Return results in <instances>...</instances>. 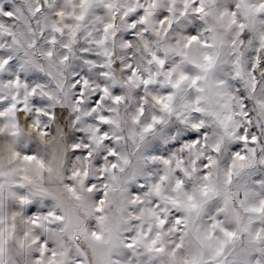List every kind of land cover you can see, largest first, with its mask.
<instances>
[{
	"label": "clouds",
	"instance_id": "1",
	"mask_svg": "<svg viewBox=\"0 0 264 264\" xmlns=\"http://www.w3.org/2000/svg\"><path fill=\"white\" fill-rule=\"evenodd\" d=\"M105 2L111 3L112 8L97 4L83 8L81 0H0V4L20 7L25 13L10 24V31L17 43L13 44L12 39L7 37L0 39V55L13 58L15 63L10 66L12 68L30 61V70L24 76L29 89L37 87L36 96L28 99L27 110L18 114L20 128L26 135L17 142L16 150L21 157L32 154L45 164V168L40 170L34 162L29 165L22 159L12 160L7 149L11 138L6 133L0 134V166L5 171L15 169L11 181V191L15 196L8 194L6 185L3 209L0 210V216L4 218L2 230L5 234L6 260L16 248V241L7 238L13 225L18 238H23L25 232L31 238L34 230L29 221L37 215L55 212L64 215L67 224L78 223L89 234V238L93 231L101 234V241H92L95 253L84 237H80L85 264H102L110 260L119 261L120 264H127L129 260L132 264H147L149 258L143 248H110L105 243L108 231L104 229L116 235V227L121 219L120 209H124V216L137 212L138 207L132 205L131 200L139 195L147 201V185L150 180L158 181L161 175L168 177L161 182V194L168 198L184 199L187 194L201 199L200 189L205 184L219 193L211 195L198 218L188 220L184 251L199 247L197 230L203 234L205 230L211 229L216 210L224 206L226 192L232 194L229 210L239 209L240 215L245 216L240 208L243 195L239 199L235 198V193L244 183V177H238L233 171L231 184H228L232 149L238 141L226 135L221 121L228 123L226 118L233 116L237 124L249 128V135L253 134L251 129L255 128V134L264 142V120H258L257 108L258 102H264V69L256 63L257 57L264 61V24L253 26L245 20L244 32L237 36L236 31L229 27V22L233 11L238 14L241 11L234 7L238 0H206V15L193 14L189 6L188 15L183 17L180 13L184 10V0ZM153 2L156 7L149 8L152 15L146 24H140L138 16L130 23V16L135 13L125 15L129 9L140 11L141 5L148 7ZM37 5L42 11L33 15L30 9H35ZM169 9L172 11L169 12ZM61 11L64 16H57L56 13ZM81 12L84 13V19L76 20L75 16ZM109 23L114 26L105 33L104 26ZM131 24H135L134 29ZM53 26L61 27L63 32L52 31ZM191 35L207 41L210 47L204 48L194 43L184 49L183 45ZM52 38L55 43H51ZM182 52L187 54L189 61H184L180 54ZM153 53L165 61L163 66L152 60ZM204 54L213 58L212 67L206 72L197 67V64L205 63ZM237 63L242 73L240 77L236 76ZM250 65L255 70L254 92L246 83L252 76ZM177 66L178 71L173 72L172 79L180 72L190 78L201 76L202 79L195 86L191 85L189 79L179 89L171 88L167 83V73ZM133 71L136 76H132ZM85 79L89 87L83 89V96L80 97L73 84L82 85ZM143 80H150L151 83L145 85ZM58 84L63 85V90L57 87ZM104 88L108 89L107 95L103 93ZM44 92L49 93L51 98L43 95ZM169 95L172 96L171 101L167 99ZM114 96H120L121 100L114 102ZM32 100L39 103L33 105ZM158 100L169 103L172 111L163 110ZM241 102L246 104L244 110L249 114L251 125H244L243 117L238 115ZM36 108L41 113H52L55 118L37 115ZM196 108L201 111H195ZM65 112L67 115L61 121L60 116ZM30 115L32 120L26 124ZM101 115L113 123L105 125L98 119ZM37 119L41 126L48 125V135L43 139L31 127ZM201 121L204 125L202 131L192 127V124ZM149 124L153 127L145 131ZM89 129H103L97 135H106L108 139L99 146L94 141L89 142ZM203 131H207V138ZM192 136L199 139L196 151L212 157L215 163L211 167L205 169L206 161L200 159L195 163L196 171L190 176L182 173L177 176L166 169L159 159L153 160L159 157H182L184 166L191 169L193 155L187 150L181 152L180 146L192 143ZM218 142L220 151L214 152L213 146ZM236 150L244 152L243 147ZM110 151H115L116 155L110 156ZM262 155L257 148V156ZM125 160L128 163H124ZM113 163L117 165L116 169L104 171L105 168H111ZM77 170H87V178H73ZM255 172L253 180L264 181V166H259ZM205 173L209 175L207 181L203 179ZM25 176L28 179H24ZM177 178L183 181V187L179 190L175 188ZM81 179H84L83 184ZM249 184L259 190L252 180ZM141 185L146 187L142 189ZM89 186H92V191H88ZM21 196L28 203L21 205ZM77 196L79 199H76ZM101 199L105 200V210L104 213H97L95 209ZM256 202L255 197L250 198V203ZM160 204L161 208L165 206L163 201ZM101 215L105 217L103 229L97 220ZM177 215L186 217L187 214L182 209H172L170 225ZM217 219L229 230H236L231 211ZM261 226L264 223L258 220L255 227L259 229ZM127 228L132 231L123 230ZM136 228L135 221L123 225L120 239L126 240L135 235ZM216 235L220 237L222 234L217 231ZM176 237L175 232L165 230V247H170L169 240H175ZM133 251L136 255H133ZM180 254L181 250H177V256ZM226 256L229 264H241L245 260L251 261V264H255L256 260L264 262V255L257 253L253 257L250 253L246 235L236 242L234 249L228 250ZM15 259L16 264H31L32 261L31 256ZM76 259L79 264L81 258ZM154 264H159V261Z\"/></svg>",
	"mask_w": 264,
	"mask_h": 264
},
{
	"label": "snow or ice",
	"instance_id": "2",
	"mask_svg": "<svg viewBox=\"0 0 264 264\" xmlns=\"http://www.w3.org/2000/svg\"><path fill=\"white\" fill-rule=\"evenodd\" d=\"M206 0H184V10L181 11L180 16H187L189 6H191V11L195 15H206L205 4ZM93 4L102 5L105 8L111 9L112 4L106 3L105 0H81V6L86 8ZM156 4L153 2L148 7L141 5L140 11L136 9H129L125 15L129 13H135L130 16L131 21H135L137 16L139 17L140 24H146L148 17L152 15V12L149 11V8H155ZM235 8L240 9L238 14L236 11L232 12V19L229 22V27L236 31V35L240 36L246 27L245 20L253 26L257 24H264V0H238ZM33 15L42 11V8L37 5L35 9H30ZM172 9H169L171 12ZM25 15L24 9L20 7L12 8L7 4H0V39L5 37L11 38L12 43L16 44L17 42L13 38V33L10 31L11 21L18 19ZM57 16L63 17L64 13L58 12ZM163 15L167 16L168 13ZM76 20H83L84 13L81 12L80 15L75 16ZM30 26V25H29ZM113 24L109 23L104 26V31L107 33L109 29L113 28ZM170 26V24H169ZM131 27L134 29L135 24H131ZM52 31L56 33H62L63 29L59 26H53ZM43 34V33H41ZM75 34V33H74ZM51 43H55V39H51ZM194 43L201 44L202 47H210L207 41H201L196 35H191L186 43L183 45L184 49H188ZM51 55V53H48ZM184 61H189V57L186 53H180ZM67 59V57H65ZM152 60L155 63L163 66L165 61L157 57L153 53ZM203 60L205 63L197 64V67L203 69L205 72L212 67L213 58L208 54H204ZM196 63L195 61H190ZM15 61L11 56H2L0 55V134L6 133L10 138L11 142L8 144L7 149L12 160H21L29 165L35 163V166L43 170L45 164L42 160L38 159L35 155L24 154L21 157L19 151L16 150L17 142L26 135V133L20 128L18 114L23 110H27V104L29 97L36 96L37 87L33 86L29 89L28 80L25 78L24 73L29 69L30 61H26L18 65L16 68L10 67L14 64ZM256 63L261 69H264V61H261L257 57ZM178 67L174 68L171 72L167 73L168 80L167 83L173 89H179L180 85L191 79V85L195 86L197 81L202 79L201 76H196L190 78L185 75L183 72L175 78L172 79L173 72L178 71ZM252 68V76L249 80L246 81L247 84L251 86L252 91H255L256 80H255V70ZM236 76L240 77L242 75L239 70V64L237 63ZM132 76H136L135 71L132 72ZM79 77H77V80ZM137 79H141L137 77ZM145 85L151 83L150 80L142 81ZM76 91L80 94V97L83 96V89L89 87V82L87 79L83 81V84L74 83ZM57 87L63 90V85H57ZM202 91V89H201ZM103 93L108 94V89L104 88ZM43 95L49 96L50 94L44 92ZM243 97V93H241ZM51 98V97H50ZM96 99H101L96 97ZM168 101L172 100V96L167 97ZM121 100L120 96H114L113 101L118 103ZM158 103L162 104L163 110L171 112L172 108L169 103H165L163 100H158ZM33 105H37L39 101L32 100ZM241 111L238 113L243 117L244 125H251L252 121L248 118L249 114L244 110L246 104L240 103ZM258 120H264V102H258ZM78 111V109H74ZM37 115L43 114L48 119H54L55 117L50 112L41 113L39 108L35 109ZM142 111V110H141ZM195 111H201L200 108H196ZM64 115H67L65 112L60 116L61 121L63 120ZM77 120L80 119L79 116L76 117ZM98 119L105 125L113 123V121L106 118L105 115H101ZM228 123L221 121V124L224 127L225 133L229 138L237 140L238 143L232 149V164L228 172V184H231V176L233 171H235L238 177H244V183L238 188L235 193V198L239 199L241 194L244 199L240 200V208L243 209L245 216L240 215L239 209L233 208L229 210L228 204L232 199V194H224V206L216 210V217H213V223L211 224L210 230H205L203 234L199 233L197 230V239L199 240V247L196 249H191L184 251V239L188 235L186 229L189 227L188 220L190 218H198L200 213L203 211L207 200L211 198V195H219L218 192L210 187L208 184H205L200 189L201 199H197L193 195H187L184 199L180 198H168L161 194V182L166 180L168 177L161 175L158 181L150 180L147 185L148 191L145 192V196L148 197L147 201L140 197L139 195L135 196L131 200V204L138 207V211L134 213H129L127 216L123 215L124 209L121 208V219L120 223L116 227V235L112 234V231L109 229H104L108 231V239L105 241L106 244L110 245V248H117L123 246L129 250H134L138 247L143 248L144 254L148 256L147 264H154V262L159 261V264H229V258L226 256L228 250L234 249L235 244L238 240H242L246 235L248 237V250L255 257L257 253L264 255V226H261L259 229L255 227L257 221L264 223V181L253 180V177L256 175L255 169L259 166H264V155L257 156V148H259L260 153L264 154V142L261 141V138L255 134L256 129H251L252 135H249V128L241 126L234 121L233 116H228ZM32 120L30 115L27 118L26 124ZM160 122V121H156ZM32 130L37 132L41 139L48 135V125L44 124L41 126L39 119L36 120L35 124L31 125ZM153 125L149 124L145 131L150 130ZM192 127L198 131L203 130V121L200 123L192 124ZM89 142H95L99 146L102 142L106 141L108 138L106 135H97L98 132H103V129L88 130ZM239 133V135H237ZM203 135L207 138V131H203ZM199 144V139L196 136H192V143H185L180 146V151L183 152L187 150L193 155L192 168L189 169L184 166V161L182 157L173 156L171 159L159 157L153 158V160L159 159L160 163L165 166L171 173L177 174L179 176L182 173L184 176H190L192 172L196 171L195 163L200 159H204L206 163L204 168L207 169L211 167L215 162L212 160L210 155H204L202 152L196 151L197 145ZM78 145L76 148L78 149ZM87 147V145H86ZM220 143H216L213 146L214 152L220 151ZM238 147H243L244 152L237 151ZM91 155V153H87ZM110 156H115V151L109 152ZM124 163H128L127 160ZM117 165L113 163L111 168H105L104 171L111 172L116 169ZM51 171V169H49ZM15 169H10L8 171L3 170V167L0 166V210L3 209V201L5 196V186L7 185L8 194L15 196V193L11 191L12 189V180L14 179ZM88 172L84 170L83 172L77 170L73 173V178L83 177L87 178ZM149 177L151 174L149 173ZM28 179L27 176L23 177ZM113 180L116 179L115 176L112 177ZM203 179L207 181L209 175L205 173ZM252 180L253 184L259 186V190L249 184V181ZM81 184L84 183V179H81ZM145 185H141V188H145ZM183 187V181L180 178L176 179L175 188L177 190ZM74 192V190H71ZM88 191H92V186H89ZM255 197L257 199L256 203H250V198ZM79 199V196L76 197ZM164 202V207L161 208L160 202ZM19 202L21 205L28 203L25 197H19ZM105 200L101 199L99 205L96 207L95 211L97 213H104ZM176 209L180 211L181 209L187 214L186 217L177 215L174 221L170 225L169 217L171 215V210ZM231 211L232 222L236 227V230H229L228 227L217 219L221 215H227ZM97 220L100 222V225L103 229L105 217L103 215L98 216ZM132 221L137 222V228L135 235L122 240L119 237V233L122 229V226L129 224ZM29 223L34 230L31 238L29 233L25 232L23 238H18L16 236L15 226L13 225L12 232L8 233V239H14L16 241L15 252L12 256L6 260L5 259V234L2 230L4 224V218L0 216V264H16V257H26L31 256V264H78L76 257H80L79 264H85V254L80 247V237L83 236L85 242L90 248H92L95 253V247L92 241H101L102 236L100 233L93 231L90 234L86 232L85 229L80 228L79 224L70 225L65 223L64 215H57L55 212H48L46 215L40 216L37 215L33 217ZM59 225L60 227H57ZM125 231L131 232V228L123 229ZM165 230L168 232H175L177 237L175 240H169L170 247H165ZM221 233L222 235L218 237L216 232ZM44 233L46 235H41ZM177 250H181V254L177 256ZM133 255H136V252L133 251ZM166 257V259H161ZM102 264H120L119 261L110 260L104 261ZM127 264H132L131 260ZM241 264H251V261L245 260ZM255 264H264L261 260H256Z\"/></svg>",
	"mask_w": 264,
	"mask_h": 264
}]
</instances>
